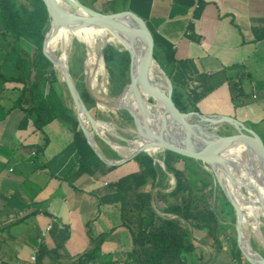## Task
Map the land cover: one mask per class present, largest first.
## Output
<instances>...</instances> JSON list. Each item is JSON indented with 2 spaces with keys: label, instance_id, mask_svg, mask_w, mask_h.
<instances>
[{
  "label": "crops",
  "instance_id": "0c3cea01",
  "mask_svg": "<svg viewBox=\"0 0 264 264\" xmlns=\"http://www.w3.org/2000/svg\"><path fill=\"white\" fill-rule=\"evenodd\" d=\"M79 1L101 14L140 18L173 54L170 80L190 95L196 113L264 135V0ZM8 50L0 37V72L7 77L16 74ZM17 96L13 83L0 80V264H136L129 228L146 216L137 195L159 190L157 166L156 184L146 186L132 178L140 171L134 157L119 165L97 157L101 163L86 173L79 163L83 139L55 119L43 127L44 146V135L14 108ZM30 104L27 96L22 106ZM94 143L107 161L121 159L106 143L104 151Z\"/></svg>",
  "mask_w": 264,
  "mask_h": 264
},
{
  "label": "trees",
  "instance_id": "16d2710c",
  "mask_svg": "<svg viewBox=\"0 0 264 264\" xmlns=\"http://www.w3.org/2000/svg\"><path fill=\"white\" fill-rule=\"evenodd\" d=\"M48 28L49 19L45 6L40 0H0V37L9 43L8 53L15 55L14 68L16 70L15 75L8 77L0 72V80L3 83L15 85L18 96L14 108L24 111L26 118L32 121L36 131L44 135V146L48 141L43 133V127L55 119L65 123L74 134L75 140L83 139L85 145L79 152V163L82 168L80 169L91 173L92 163L101 162L86 143L74 112L66 106L63 97L54 89L53 85L57 82L55 72L52 64L42 55L43 40ZM156 48L161 52V68L171 79L175 65L174 56L165 51L158 42H156ZM103 59L105 67L108 68L112 90H117V92H112L111 87L109 88L110 96L114 97L119 95L128 83L126 73L129 69V57L126 52L112 50L104 51ZM110 64L117 69L118 73L110 71ZM230 87L233 88V86ZM76 88L85 108L94 109L95 101L87 89L80 88L78 85ZM172 89L173 102L181 113L197 112L195 103L188 93L173 83ZM144 95L146 96L145 93ZM27 96H30L31 104L23 108L22 105ZM114 156L117 158L115 154ZM163 157L166 171L175 179V186L168 194L163 192L161 183L156 184L158 173L153 159L145 153H140L133 158L140 160V171L132 178L142 186L154 183L159 190L153 197L150 194L137 195L142 212L145 211L146 216L141 215L140 223L132 229L129 228L137 249L132 255L136 264H191L189 259L193 252L200 248L204 249L202 247L204 243H198L194 239L196 238L194 232L205 230L207 237H211V241H216L219 228L211 210L203 214L204 212H192L190 209L192 190L185 174L189 173L195 178L201 188L207 191V196H211L214 192L211 175L201 170L204 177L199 176L197 170L201 165L198 162L180 157L173 158L168 154H164ZM167 160L180 164L181 169L175 168ZM151 199L154 208H152ZM161 215H172L176 219H168ZM204 256L206 261L198 258L199 264H208L211 254L204 250ZM230 259L234 264H249L242 258L236 245Z\"/></svg>",
  "mask_w": 264,
  "mask_h": 264
},
{
  "label": "water",
  "instance_id": "95a60500",
  "mask_svg": "<svg viewBox=\"0 0 264 264\" xmlns=\"http://www.w3.org/2000/svg\"><path fill=\"white\" fill-rule=\"evenodd\" d=\"M40 1L45 6L47 12L49 29L51 25H61L62 27L74 25L97 30H112L120 33L127 39H136L142 45V57L140 59V67H138L137 70L133 68L134 64L131 54L129 51H126L129 55L130 62L128 83L124 87L128 88L130 94L134 98V102L139 106L141 113L138 114L135 110L124 106L112 107L114 109L124 110L129 115L133 124V136L135 139L141 137L147 139L149 145L159 149V153L163 155L168 154L173 158L180 157L200 163L209 174L211 172L213 173L212 175L214 176L213 178L216 184L219 185L227 197L228 193L223 188L220 183V178L217 175V164L220 160L217 159V157L224 155L233 145L240 144L244 147L247 144V148L255 151L264 165V139L257 130L247 128L243 124L230 118L204 117L196 112L181 113L176 108L172 99V82L161 68V52L159 49L157 50L155 39L146 24L140 18L130 12L101 14L87 8L79 0H63L70 12L60 10L55 6L53 0ZM46 34L47 32L43 40L42 55L47 61L52 63L45 51ZM63 83L71 99L78 127L86 138L89 147L103 163L119 165L140 153L150 155L145 149L139 148L128 157H123L117 162L107 161L96 147L92 132L84 127L80 121L78 115V111L80 110L83 111L89 121L95 122L98 120H94L88 114L67 68H65L63 73ZM144 93H147L146 96ZM89 95L98 106L100 104L99 100L93 97L90 92ZM143 102L154 107V112H156V117L151 123L148 122L146 114L141 110L143 109ZM190 118H196L197 122L195 124L191 123ZM221 124L231 127L233 132L229 135L219 136L206 130V126L215 127ZM103 141L107 145L109 144L105 139H103ZM229 161L230 160H222L220 164H228ZM228 201L233 205L236 212V223H238L236 225L238 249L247 263L264 264V236H261L263 242L262 254L252 251L248 246V250H250L253 256L252 258V256L247 253L248 250L244 247L246 244L242 245L240 243L241 225L238 221V210L230 198Z\"/></svg>",
  "mask_w": 264,
  "mask_h": 264
},
{
  "label": "bare ground",
  "instance_id": "6f19581e",
  "mask_svg": "<svg viewBox=\"0 0 264 264\" xmlns=\"http://www.w3.org/2000/svg\"><path fill=\"white\" fill-rule=\"evenodd\" d=\"M53 2L60 10L70 12L63 0H53ZM71 38H75L86 50L85 66L87 70L85 75L91 83L92 81L94 82L96 74L103 69L99 49L100 46L107 42L120 45L125 52L129 51L134 64V70L140 67L142 45L136 39H127L120 33L112 30H97L74 25H66L65 27L51 25L46 38L45 51L46 55L51 59L61 82H63L65 68L68 69V43ZM106 89L107 92H105ZM106 89L102 88L104 98L98 99L100 102L98 107H106L116 111L118 109L112 107L124 106L135 110L138 114L141 113L128 88H124L115 100H110L105 96L108 94V88L106 87ZM141 110L146 114L148 122L151 123L155 119L156 112H154V107L143 102V109ZM78 115L84 127L90 128L97 136L109 142L108 146L115 150L121 158L128 157L139 148L145 149L150 155L159 153V149L151 147L145 138L141 137L133 140L122 138L110 124L102 121L91 122L82 110L78 111ZM128 133L133 134V130ZM104 134L111 136L117 141L121 140L124 145L107 139ZM244 147L240 144L233 145L224 155L217 157V159H220L217 164V175L220 178V183L229 195L228 198H230L238 210V221L241 223L244 220L245 216L242 214L244 212H248L252 217L253 223H251L249 228L257 232L259 246L262 248L263 242L258 229V217L262 216L264 219V165L255 151L248 149L247 144ZM222 160L230 161L228 164H220ZM234 191H236L237 195H235ZM242 191L246 192L247 195L242 194ZM244 247L248 250V245H244ZM247 253L252 256L250 250Z\"/></svg>",
  "mask_w": 264,
  "mask_h": 264
},
{
  "label": "rangeland",
  "instance_id": "374dc122",
  "mask_svg": "<svg viewBox=\"0 0 264 264\" xmlns=\"http://www.w3.org/2000/svg\"><path fill=\"white\" fill-rule=\"evenodd\" d=\"M49 28L47 30V34L49 32ZM46 34V35H47ZM98 42V41H97ZM117 50L119 52H125L123 48L120 45L107 42L106 44L100 46L99 49V55L103 64V69L101 72L97 73L94 82H89L87 80V76L85 75L87 67L85 66V60H86V50L84 46L79 43L75 38H71L68 43V58H67V65H68V71L69 74L74 82V86L76 88V85H78L80 88L84 87L88 89V91L92 94V96H96V99L104 98V95L102 93V88L106 87L108 88V94L105 95L110 100H115L119 95L117 96H110L109 94V88L112 92H117V90H112V86L110 85V75L108 74V68L105 67V62L103 59V52L105 51H112ZM127 53V52H126ZM128 54V53H127ZM129 57V55H128ZM130 62V59H129ZM52 64V63H51ZM53 71L55 72V76L57 79V82L53 85L56 92L61 95L66 103V106L68 108H71L73 111V105L71 102V99L68 95L67 89L63 82H61L55 68L53 67ZM110 71L114 73H118L117 69L113 67L112 64L109 66ZM100 78V79H99ZM126 78L128 81V72L126 73ZM96 86V87H95ZM77 90V88H76ZM107 92V89L105 90ZM102 95V96H101ZM88 114L94 119L102 122L109 123L113 129L118 133V135L125 139L133 140L135 139L133 134L128 133L129 131L133 130V124L130 120L129 115L124 110H111L109 108H100L95 103L94 109H86ZM74 112V111H73ZM75 115V113H74ZM76 117V115H75ZM130 122H128V120ZM77 120V118H76ZM190 122L195 124L197 122L196 118H190ZM89 130L94 133L90 128ZM128 130V131H127ZM206 130L214 135L224 136L228 133H232L233 130H229L225 125H218V126H206ZM259 134L264 139V135L259 131ZM94 140L96 141L97 145L100 147L101 151L108 150L107 146L105 145V142L103 141L102 137L98 138L97 135L94 133ZM104 136L109 140H114L120 145H124L123 142L117 141L116 139L112 138L111 136L104 134ZM109 147V146H108ZM110 148V147H109ZM154 160L160 177L159 183L163 185V189L170 191L175 186V179L172 174L168 173L166 171L165 165H164V155L162 153H157L154 155H149ZM171 165H174L175 168L181 169L180 164L174 163L172 160H167ZM201 170H205V168L201 165L200 169L197 170V173L199 176L204 177L201 174ZM206 171V170H205ZM207 172V171H206ZM211 172V182H212V189L214 192L211 196L206 195V190L201 188V185L193 178L189 173L185 174V177L190 185V188L192 190V196L190 199V209L192 212H204L208 213V211L211 210V214L215 216L217 220V227L219 228V232L217 234V240L211 241V237H207L206 231H195V235L198 236V243H204V246H202L204 249H198L192 254V262L193 264H199L198 256L201 257L204 256V250H206L208 253L211 254V258L208 260V264H234L233 260L230 259L231 255L234 253V247L237 246V238L238 233L236 230L237 218H236V212L233 208V205L228 201L229 198L227 195L221 190L218 184H216L214 176ZM215 182V183H214ZM235 195H237L236 191H234ZM242 194L247 195L246 192L242 191ZM229 196V195H228ZM197 210V211H196ZM202 214V215H203ZM244 214L245 218L240 223V230H242V233H240V243L248 245L252 251L262 254V249L259 246V239L257 236V232L254 230L252 231L249 226L251 223H253L252 217L249 215L248 212L242 213ZM162 217H165V215H161ZM258 229L260 235L264 236V219L262 216L258 217ZM193 231V230H191ZM213 245V247H212ZM238 248V246H237ZM197 252H199L198 256ZM242 258L244 256L241 254ZM191 261V258L189 259ZM201 260V259H200Z\"/></svg>",
  "mask_w": 264,
  "mask_h": 264
},
{
  "label": "built area",
  "instance_id": "2783aa9c",
  "mask_svg": "<svg viewBox=\"0 0 264 264\" xmlns=\"http://www.w3.org/2000/svg\"><path fill=\"white\" fill-rule=\"evenodd\" d=\"M32 260H33V258H32Z\"/></svg>",
  "mask_w": 264,
  "mask_h": 264
},
{
  "label": "flooded vegetation",
  "instance_id": "af4514ba",
  "mask_svg": "<svg viewBox=\"0 0 264 264\" xmlns=\"http://www.w3.org/2000/svg\"><path fill=\"white\" fill-rule=\"evenodd\" d=\"M262 249V248H261Z\"/></svg>",
  "mask_w": 264,
  "mask_h": 264
}]
</instances>
